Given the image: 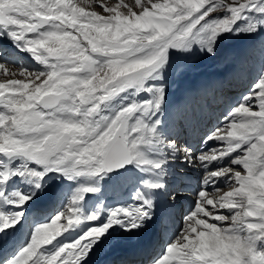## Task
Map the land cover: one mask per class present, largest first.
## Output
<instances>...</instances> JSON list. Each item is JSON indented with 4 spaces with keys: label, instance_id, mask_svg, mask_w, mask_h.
<instances>
[{
    "label": "snow or ice",
    "instance_id": "1",
    "mask_svg": "<svg viewBox=\"0 0 264 264\" xmlns=\"http://www.w3.org/2000/svg\"><path fill=\"white\" fill-rule=\"evenodd\" d=\"M99 6L103 15L73 0H0V38L10 37L44 66L16 71L0 61L6 77L0 82V264H86L111 241L117 225L142 229L155 207L145 193H137L138 205L116 208L103 219L81 203L96 187L81 186L67 210L55 211L59 194L41 190L53 171L71 178L127 172L132 165L159 169L164 161L154 162L141 147L152 144L171 146L189 163L195 157L206 169L201 188L220 178L232 187L219 196L196 193L195 210L150 264H264V66L228 107L226 126L205 136V144H220L211 154L196 155L160 132L166 85L147 84L164 79L170 49L199 46L216 57L225 34L258 32L264 0H119ZM133 88L153 94L129 103L124 97L112 114L104 113V105ZM16 157L44 168L15 166L10 161ZM214 162L222 166L210 171ZM29 176L40 180L34 190H13L15 179ZM145 184L164 186L159 180ZM70 232L74 239L61 240Z\"/></svg>",
    "mask_w": 264,
    "mask_h": 264
},
{
    "label": "bare ground",
    "instance_id": "2",
    "mask_svg": "<svg viewBox=\"0 0 264 264\" xmlns=\"http://www.w3.org/2000/svg\"><path fill=\"white\" fill-rule=\"evenodd\" d=\"M126 1L134 2V0H125V2ZM73 2L76 4H80V6H86V3H89L91 4V7H86V10L96 11L101 15H103L104 13L99 5L101 3L107 4V2L104 0H73ZM263 36L264 33L262 34L259 31V33L255 34L251 39L247 41H242L241 39L235 40V38H230L228 39V42H226L222 39L218 42L219 51L217 56L214 57L216 62L213 63L210 68H207L208 66L206 65H208V63L204 60L200 62L199 60H192L190 62L191 64L194 63V61L199 63L198 71L187 69L179 72L175 76L173 80L174 82L160 81L154 82L153 84L147 83L148 85L153 86H159L161 84L166 85V101L161 117L163 123L160 125V132L169 139L173 138L171 136V133L172 135H174V137H176V139L189 133L187 137L188 141L193 133V130L190 127L191 120L195 125H202L203 128L205 127V125L209 122L208 114L203 112L196 105L189 103V100L192 99V92L196 91L199 86L204 87L205 85H207L208 90L214 93H216L217 91L219 92V89L222 88V93L231 92L233 94L241 91V88H247L248 83H250L251 80L250 76L253 77L258 72L261 66L260 63L263 59V52L261 49L259 51H257V49L260 45V41L263 39ZM0 46H3L4 48V55L3 57H0V61L13 63L12 65H10V67H12L14 70L19 71V67H23L26 69L37 68L39 71L44 70V66H41V64L35 60L31 53L23 51L19 47H17L16 43L13 42L10 37L5 36L3 38H0ZM18 59H23V61L28 59L26 66L24 63L19 64ZM242 67H245V70L247 72L242 71ZM248 77L250 78L249 80L247 79ZM5 78V76L0 75V82H2ZM232 81L234 82V85H237V87L233 86L229 88V83ZM242 81H244V83H242ZM202 90L203 89H198L197 93H201V95H204L205 93ZM154 92L155 87L153 88V93ZM218 92L217 94L219 95L221 102H223V98H226L228 96H221L222 93ZM153 93L142 90L138 92L136 96L141 97L142 99H147ZM238 95H236L234 103L238 99ZM118 105L120 104H117V106ZM181 108H183V111L186 110V114L183 112L178 113ZM217 120V115L214 114L212 116V121L209 127L206 129L205 134L207 133V130H209L216 124V122H218ZM227 123H231V121L229 120L227 121ZM217 124V128L226 126L224 120L221 125L219 122ZM217 143L219 142L208 141L207 144L204 143V146L202 149H200L199 153H203L206 149L213 150L214 148L219 147L220 145L216 146ZM141 147L146 156L152 159L154 162L164 161L162 167L157 169L155 168L154 164L142 166L132 165L129 167L127 172H119L116 174L107 172L95 176L73 175L71 178L65 176L63 173L53 171L48 172L44 177L43 189L41 190V194H59V198L56 204L52 206L53 211H55L56 208H60L58 206H60L63 201L65 203H63L64 205L62 204L63 207H61L60 210H67V203L70 201L71 197L76 194L77 189L81 186H93L99 189V191L91 193L90 195L86 194L85 200H83L81 203L88 213H91L93 211H100L101 218L103 219H106L110 215L111 211H114L116 208L129 207L131 209L133 206L141 203V201L136 200V195L138 192L145 193L148 197L154 200V215L142 229L128 232L125 231L124 228L117 225L116 230L113 232L111 241L108 242L103 249L98 250L96 254H94L90 258V260L86 262V264H118V261L124 260L125 262V260H127L129 257L135 258L134 260H132V264H135V262L137 264H150V260H152L153 256L160 254V251H162L163 249L164 252H161L159 256L166 252L167 244L165 243V240L169 238L172 230L179 229V225L175 224L174 221H171L167 217H165L164 212L167 210L168 206L165 203L164 199L158 195L160 193V189H152L149 188L147 184H145V181L152 180L155 182L163 178V176L160 174V171L166 172L165 164L167 165V161L165 160V158L173 152V149L171 146H161L160 144L142 145ZM196 150H198L197 147L196 149H193L192 152L195 154ZM178 157H181V154L178 155ZM196 161L197 160H195V158L193 157L192 163L186 161L185 165L181 167L183 177L187 178V180L190 181L187 187L180 193L179 197L177 198V201L182 203L181 208L185 203L192 201L195 197L192 196L195 188L193 181L195 179V175L196 177H198L199 174H201L202 169H204L201 163L199 161L197 163ZM227 162V160L224 161V163ZM12 164H14L15 166H22V164H16L15 162H12ZM39 166L36 163H32L28 167L35 168L38 171L43 170L44 167L41 169ZM217 166L222 165H217L214 162L209 166V170H216V168L214 169V167ZM236 167L237 169H239L241 166ZM225 179L226 178H220V181L218 183L219 185L217 184L218 187H216L217 185H209L207 189L210 196H219L224 192L231 190V186L224 184ZM39 182L40 180L38 177L31 176L27 178L15 179L12 183V188L14 191L27 193L30 190H34L35 184ZM26 183L30 184V188L27 190L24 187ZM117 183L119 184L121 190L113 192V185H118ZM176 185L181 188L180 183ZM221 186L223 187L221 188ZM212 187H216V189L213 190ZM225 214H227L226 210ZM181 216L182 209L179 215L180 220L182 219ZM199 218L205 217H203V214H200ZM61 222H63V218ZM209 222L213 221L210 220ZM79 230L80 226H77L75 231L78 232ZM65 238L74 239V234L72 232L66 233L65 237H62L61 240H64ZM164 246L165 248L161 249V247ZM47 247L49 250H51L52 248V246ZM142 259H144V262L142 261Z\"/></svg>",
    "mask_w": 264,
    "mask_h": 264
},
{
    "label": "rangeland",
    "instance_id": "3",
    "mask_svg": "<svg viewBox=\"0 0 264 264\" xmlns=\"http://www.w3.org/2000/svg\"><path fill=\"white\" fill-rule=\"evenodd\" d=\"M104 1H106L107 2V4H109V5H112V4H114V3H118L119 2V0H104ZM130 2V1H129ZM128 1H126L125 2V0H124V3H126V4H131V3H133V2H130L129 3ZM153 2H157V0H153ZM253 11H255V10H253ZM260 14L259 13H257V16H259ZM247 19H251V14H249L248 16H246V17H242V19H241V21L239 22V23H241V24H243V23H245L246 21H247ZM260 33H264V27H261L260 28ZM259 31L258 32H256V33H253V34H244V33H241L240 35H232L231 33H227V34H225V38L223 39L224 41H226V42H228V39H230V38H235V40H239V39H241L242 41H247V40H249V39H251L255 34H257V33H259ZM263 39L260 41V45L258 46V49H257V51H259L260 49L262 50V52H263V54H262V61H261V63H260V68L262 67V66H264V36L262 37ZM263 47V48H262ZM22 56V55H21ZM169 57H170V61H169V65L167 66V68L163 71V77H164V79L163 80H159V79H149L148 81H147V83H154V82H167V81H171V82H174L173 80H174V78H175V76L178 74V71H177V69L178 68H180V67H182L183 65L185 66V70H187V69H192V70H196V71H198V69H199V63H197V62H195L194 61V63H190L192 60H199V62L200 61H206L207 63H208V65H206V66H208L207 68H210V66H212L213 65V63H215L216 62V60H215V58L214 57H210L208 54H207V52L206 51H201L200 50V48H199V46H194L193 48H192V50L190 51V52H183V51H178V50H176V49H170L169 50ZM198 57V58H197ZM212 58V59H211ZM27 60L28 59H26L25 61H23V62H21V64L22 63H24L25 64V66H26V63H27ZM263 62V63H262ZM11 63V62H10ZM254 63V62H253ZM11 64H13V63H11ZM20 64V63H19ZM42 66V65H41ZM22 67V66H21ZM23 68V67H22ZM206 68V67H205ZM259 68V69H260ZM24 69H26V68H24ZM27 70H30V71H39L37 68H32V69H27ZM242 71H244V72H247L246 70H245V67H242V69H241ZM0 75H2V76H4L3 74H0ZM155 75V74H154ZM256 75V74H255ZM255 75L252 77V76H250V78H251V80H250V83H251V81H252V79H254L255 78ZM249 77L247 78L248 80L250 79ZM232 79V78H231ZM247 79H246V81H247ZM230 80V79H229ZM250 83H248V84H250ZM137 95V93H136V89L135 88H133V89H130V90H128V92L127 93H124V94H121V97H117L116 99H114L113 101H111V102H108L106 105H104V107H103V111H104V113L105 114H112L113 112L112 111H114L116 108H117V104H120L121 103V99L122 98H124V97H128L127 99H124V103H129V102H131V98H135V99H137V100H142V98L141 97H137L136 96ZM140 98V99H139ZM120 102V103H119ZM109 107H111V108H109ZM107 108V109H106ZM111 109V110H110ZM111 111V112H110ZM218 145H220L219 143H217V145L216 146H218ZM215 146V145H214ZM211 151L212 150H209V149H206L204 152H208V154H211ZM203 152V153H204ZM203 153H201V154H203ZM200 154V153H199ZM195 158V157H194ZM18 159V157H16V158H14V160H17ZM12 161V160H11ZM197 163H198V161H196ZM16 164H22V165H27V166H29L30 164H32V163H35V162H32V161H27V160H25V158H23V157H21V160H20V162H15ZM39 166V165H38ZM41 169L44 167V166H42V165H40L39 166ZM209 169H210V167H209ZM215 169V168H214ZM202 171H204V174H202V172H201V174H199V176L200 177H203L204 175H205V168L204 169H202ZM198 178V177H197ZM219 185V184H218ZM218 185H217V187H218ZM229 186H231L232 187V185H230V184H228ZM25 188H26V190L27 189H29L30 188V184H27V186L25 185L24 186ZM223 186H221V188H222ZM89 195L91 194V193H88ZM196 197V196H195ZM195 197L193 198V200L192 201H190V202H188V203H185L184 204V206L182 207V209H183V211L184 212H186L187 210H189L188 211V213L187 214H189L190 213V211L191 210H193L194 209V206H193V201L195 200ZM63 203H65L64 201L60 204V206H58V207H60L61 208V205L63 204ZM64 205V204H63ZM186 216V215H185ZM181 218H183L182 219V223H181V225L179 226V229L182 227V225H183V223H184V217H183V215L181 216ZM178 229V230H179ZM178 230H175V229H173L172 230V233L170 234V236H169V238L168 239H166L165 240V243L167 244V242H169L170 240H172V238H173V236L176 234V232L178 231ZM166 244H164V245H166ZM162 248H165V246L164 247H161V249ZM161 252H164V249L162 250V251H160V253Z\"/></svg>",
    "mask_w": 264,
    "mask_h": 264
},
{
    "label": "water",
    "instance_id": "4",
    "mask_svg": "<svg viewBox=\"0 0 264 264\" xmlns=\"http://www.w3.org/2000/svg\"><path fill=\"white\" fill-rule=\"evenodd\" d=\"M114 172H116L115 170H113Z\"/></svg>",
    "mask_w": 264,
    "mask_h": 264
}]
</instances>
